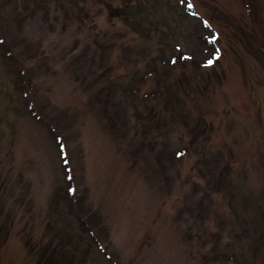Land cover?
Returning a JSON list of instances; mask_svg holds the SVG:
<instances>
[{
    "label": "rangeland",
    "instance_id": "obj_1",
    "mask_svg": "<svg viewBox=\"0 0 264 264\" xmlns=\"http://www.w3.org/2000/svg\"><path fill=\"white\" fill-rule=\"evenodd\" d=\"M253 1L0 0V264H264Z\"/></svg>",
    "mask_w": 264,
    "mask_h": 264
},
{
    "label": "trees",
    "instance_id": "obj_2",
    "mask_svg": "<svg viewBox=\"0 0 264 264\" xmlns=\"http://www.w3.org/2000/svg\"><path fill=\"white\" fill-rule=\"evenodd\" d=\"M244 8L246 9L247 13L250 15V9L247 8V4L244 5ZM259 51L264 57V49L260 48ZM49 126L53 127L51 124H49ZM102 251L108 255L109 259L113 260L112 255L106 251V248L104 246H103ZM61 259L62 258L60 257H55L53 252L51 251L48 252V247L45 246V248H43L42 251L37 256L36 264H67V261L62 262Z\"/></svg>",
    "mask_w": 264,
    "mask_h": 264
}]
</instances>
